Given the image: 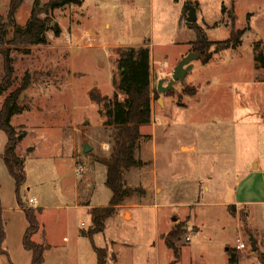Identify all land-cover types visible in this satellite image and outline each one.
<instances>
[{
	"label": "rangeland",
	"instance_id": "obj_1",
	"mask_svg": "<svg viewBox=\"0 0 264 264\" xmlns=\"http://www.w3.org/2000/svg\"><path fill=\"white\" fill-rule=\"evenodd\" d=\"M49 1L40 0L42 6ZM35 2L23 1L15 14L18 24L26 25ZM191 5L196 6L194 24L209 41H224L234 29H246L243 43L214 54L207 65L194 60L185 82L160 93L159 80L172 78L197 40L187 21ZM10 7L11 0H0V21H9ZM53 16L62 33L56 37L50 29L47 45H16L11 28L0 46V84H5L7 54L14 67L0 110L10 92L20 91L25 110L12 124L19 134L26 133L17 145L27 175L21 196L28 207L42 209L34 240L52 245L46 264H98L90 238L77 233L92 224L89 210L77 206V192L93 207L109 204L107 168L97 158L111 155L113 132L89 91L96 87L112 96L115 74L118 79L115 47L141 46L151 49L152 89L157 91L153 121L142 128L137 151L148 166L126 173L128 186L140 191L117 207L105 231L95 235V245L107 248L108 264H232L231 249L241 240L248 247L239 250V264H261L264 69L255 57L264 52V0H84L81 6L56 9ZM27 73L30 85L24 88ZM190 88L197 93L188 95ZM7 142L0 129V153ZM87 142L93 150L83 154ZM182 144L196 149H182ZM77 162L85 165L83 174L76 173ZM148 172H154L158 183L149 191L141 185ZM87 176L93 186L82 184ZM0 183V226L6 235L1 245L13 260L23 246L21 221L28 219L8 170ZM31 198L36 202L30 203ZM132 200L144 203L133 208ZM236 202L252 205L232 204ZM179 223L185 231L177 242V258L165 237Z\"/></svg>",
	"mask_w": 264,
	"mask_h": 264
},
{
	"label": "trees",
	"instance_id": "obj_2",
	"mask_svg": "<svg viewBox=\"0 0 264 264\" xmlns=\"http://www.w3.org/2000/svg\"><path fill=\"white\" fill-rule=\"evenodd\" d=\"M23 1L11 0L9 21H0V46L6 42L11 28L14 29L13 40L16 45L24 47L47 45L49 43L47 33L50 29L54 31L56 37L62 33L59 24L54 20V11L68 5L81 6L84 3V0H50L42 6L40 0H36L29 21L22 26L16 22L15 14ZM233 17L235 20V15ZM188 25L198 35L197 40L191 42V52L199 53V60L204 65L210 63L214 54L240 47L247 31L246 29H234L231 37L227 40L209 41L200 26L194 23ZM114 51L116 54L114 63L118 72L114 94L112 96L104 95L96 87L89 91L90 99L100 106V113L106 119L104 125L111 128L113 132L111 155L97 158L98 162L107 168L105 184L112 191V198L107 206L89 209L92 225L87 230L81 231L92 241L98 257V264H108V250L95 245V235L105 231L107 220L126 197L133 192L140 191L139 188L128 186L126 173L131 169L142 168L145 165V162L137 156V151L143 137L142 128L152 124L153 95L157 92L152 89V54L149 46L115 47ZM256 53V61L264 69V52ZM5 59V76L3 78L5 84H0V96L4 95L11 87L10 80L14 74L13 59L9 54ZM29 85L30 76L27 73L24 76L23 87L28 88ZM187 91L190 96L197 93L196 88H190ZM19 93L18 90L10 92L0 110V129L6 133L8 138L4 152L0 153V158L3 159L15 181L18 204L24 209L28 219L29 227L24 236V247L33 254L32 264H44L46 252L51 246L34 240V236L41 230L38 219L41 208L28 207L21 196V189L26 183L27 175L24 160L17 153V145L26 133L19 134L17 127L12 124L13 118L25 110ZM121 96H123L122 99ZM184 231L185 224L179 223L165 237L167 246L174 250L177 258L179 257L177 242L181 239ZM4 237L5 232L2 225L0 226V243ZM231 250L230 263L239 264L242 253L236 248ZM258 259L261 264H264V254H259Z\"/></svg>",
	"mask_w": 264,
	"mask_h": 264
},
{
	"label": "crops",
	"instance_id": "obj_3",
	"mask_svg": "<svg viewBox=\"0 0 264 264\" xmlns=\"http://www.w3.org/2000/svg\"><path fill=\"white\" fill-rule=\"evenodd\" d=\"M241 47V46H240ZM239 48V47H238ZM231 50V49H230ZM245 50H249V53H250V49H248L247 47L245 48ZM153 58V57H152ZM151 61H152V59H151ZM152 75H153V72H152ZM153 78V77H152ZM153 113H154V104H153ZM107 145V144H106ZM184 147H187L188 148V151H192V150H195L196 149V147H195V145H192V146H186V145H184V144H182L181 145V148L183 149ZM77 151V150H76ZM73 152L74 154H76L77 152ZM4 152V151H3ZM2 152V153H3ZM144 162H145V165L142 167L143 169L144 168H147V166H148V161H145V159L144 158H141ZM75 161H76V157H75ZM78 163V162H77ZM137 169H139V168H137ZM4 170H5V172L8 170V168H7V166L5 165V164H2V162L0 163V176H2L3 174H4ZM146 171V170H145ZM9 172V171H8ZM129 172V171H128ZM150 173V174H149ZM142 179H143V181L141 182V185L145 188V189H147L148 191H149V189H150V187H151V185L152 184H154V185H156V184H158L157 182H156V178H155V174H154V172H148V174L145 176V177H142ZM91 178L90 177H85L84 178V180L82 181V184L85 186V187H90V186H93L94 184L91 182ZM158 190H160L161 191V189L159 188V186H158ZM148 193H150V192H148ZM77 195H78V199H77V201H78V205L77 206H83V207H85V208H87L88 210L91 208V207H93L90 203H86L85 201L83 202V201H81L80 199H79V196H80V192H77ZM125 200V199H124ZM143 203L144 202H137L136 200H132V202H130L129 204H130V206H132L133 208H136V207H139V206H141V205H143ZM155 204H157V203H155ZM232 204H236V205H238V204H245V205H252V203L250 202H248V203H238V202H236V203H232ZM121 206V205H120ZM120 206H118V208L120 207ZM20 207V206H19ZM133 208L131 209V214H132V218H133V212H132V210H133ZM42 210V209H41ZM125 216V215H124ZM91 224V223H90ZM92 225V224H91ZM91 225L88 227V228H90L91 227ZM28 227H29V223L27 222V223H25L24 221H21V226H20V232L19 233H21L22 235H23V246H24V236H25V233H26V231H27V229H28ZM88 228H84V229H88ZM26 229V230H25ZM84 229H82V228H79L78 229V231H77V233H78V236L80 237V238H82V239H84V238H89V237H87V236H84L82 233H81V231L82 230H84ZM40 232V231H39ZM38 232V233H39ZM37 233V234H38ZM20 234V235H21ZM36 234V235H37ZM35 235V236H36ZM77 235V234H76ZM35 236H34V239H35ZM5 238H6V235H5V237H4V239L3 240H5ZM36 241V240H35ZM36 242H38V241H36ZM38 243H40V242H38ZM44 244H48L49 245V243H46V242H43ZM22 246V248L21 249H19L18 250V253H19V257H13V260L10 258V251L9 250H3L2 249V245H1V243H0V264H32V259H33V254H32V252L31 251H29V250H27L25 247H23ZM51 246V248L46 252V259H45V263L44 264H46L47 263V260H48V256H52V254H53V247H52V245H50ZM70 246L68 245V248H69ZM24 249V250H23ZM70 249H71V247H70Z\"/></svg>",
	"mask_w": 264,
	"mask_h": 264
},
{
	"label": "water",
	"instance_id": "obj_4",
	"mask_svg": "<svg viewBox=\"0 0 264 264\" xmlns=\"http://www.w3.org/2000/svg\"><path fill=\"white\" fill-rule=\"evenodd\" d=\"M190 13L189 17L187 18V21L189 23L197 22V16H196V6L191 5L190 7ZM200 55L197 52H190L188 55L182 58V60L178 63V65L175 67L174 72L172 74V78L166 82V78H161L158 82V91L160 93H166L172 89L175 88V84L177 82H185L186 77L194 67L193 61L199 60ZM117 75L114 76V83H117ZM85 124H88V122H85ZM93 150V147L87 142L84 144L82 153L86 154ZM173 220L177 221V218L175 217ZM252 249L256 251L258 249L257 241L252 238Z\"/></svg>",
	"mask_w": 264,
	"mask_h": 264
},
{
	"label": "built area",
	"instance_id": "obj_5",
	"mask_svg": "<svg viewBox=\"0 0 264 264\" xmlns=\"http://www.w3.org/2000/svg\"><path fill=\"white\" fill-rule=\"evenodd\" d=\"M77 165L78 166L76 167V170H75L76 173L77 174H83L86 171L85 165L82 164V163H78ZM29 202L30 203H35L36 200L31 198V199H29ZM247 247H248L247 244L245 242L241 241V240H239L237 245H236V249H238V250H245V249H247ZM249 247H250V245H249Z\"/></svg>",
	"mask_w": 264,
	"mask_h": 264
}]
</instances>
